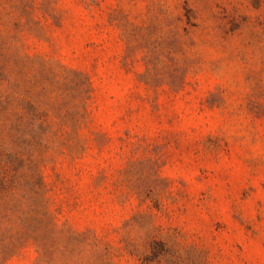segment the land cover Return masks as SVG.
<instances>
[{"label":"rangeland","instance_id":"374dc122","mask_svg":"<svg viewBox=\"0 0 264 264\" xmlns=\"http://www.w3.org/2000/svg\"><path fill=\"white\" fill-rule=\"evenodd\" d=\"M0 264H264V0H0Z\"/></svg>","mask_w":264,"mask_h":264}]
</instances>
